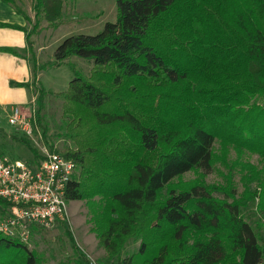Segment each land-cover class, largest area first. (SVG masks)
<instances>
[{"label": "trees", "instance_id": "1", "mask_svg": "<svg viewBox=\"0 0 264 264\" xmlns=\"http://www.w3.org/2000/svg\"><path fill=\"white\" fill-rule=\"evenodd\" d=\"M3 1L31 22L18 0ZM116 2L117 19L102 31L67 36L51 60H33L35 71L72 56L114 70L101 83L99 70L88 77L72 65L68 89L55 93L63 100V136L73 144L61 154L81 170L67 200L91 205V231L108 263L264 264V241L244 219L242 201L222 186L174 184L192 170L211 173L218 142L223 160L235 150L242 178L256 182L247 198L259 199L264 216V0ZM65 3L33 0L32 32L0 27L24 31L33 53L32 36L43 21L58 27ZM136 80L144 83L136 87ZM45 93L39 90V123ZM246 155H258L262 166ZM131 240L140 243L129 253ZM42 261L37 250L0 233V264Z\"/></svg>", "mask_w": 264, "mask_h": 264}, {"label": "rangeland", "instance_id": "2", "mask_svg": "<svg viewBox=\"0 0 264 264\" xmlns=\"http://www.w3.org/2000/svg\"><path fill=\"white\" fill-rule=\"evenodd\" d=\"M117 0H66L63 12L62 23L56 27H45L46 21L39 33L32 36L33 53H29L31 62L32 78L28 82V90L31 98L24 101L25 95L18 90L9 92L4 90V104L0 107V154L12 160H23L33 164L35 159L43 155L44 150L60 152L66 147L73 146L72 142L63 136L64 122L62 120V98L55 93L66 91L69 83L74 77V68L82 75L91 77L95 71L99 80L108 81L114 73L110 67L97 68L95 65L78 56H72L63 65L56 68H47L35 71L34 61L43 63L53 58L56 48L67 36L79 33L97 34L103 30L106 22H114L117 19ZM31 22L26 27L29 32L34 31L36 20L34 12L31 13ZM36 59V60H35ZM7 76V75H6ZM106 81V82H107ZM156 86L160 80L153 81ZM144 82L136 80L138 87ZM157 87V86H156ZM44 88L47 93L44 95V106L40 111V123L38 122L39 111V90ZM151 91V90H149ZM19 105L30 118L33 133L26 134L18 127L10 124L11 108ZM27 141V142H25ZM35 150L37 154L34 153ZM215 156L212 172L203 174L200 170L189 171L174 180L177 188H186L195 183H202L206 186H222L237 200L242 201V215L257 232L260 240L264 241V216L258 208V198L247 197L249 189H257L255 181L250 182L245 177L240 167L237 166V154L231 150L227 155V161L223 160L221 146L215 144ZM251 164L261 167L262 161L258 155H246L245 159ZM244 159V158H243ZM239 160H241L239 158ZM232 166V170L227 164ZM81 170L78 166L76 177H79ZM230 177V180L228 178ZM250 180V179H249ZM216 195L224 197L223 194ZM225 198V197H224ZM96 197L94 200H98ZM228 200L232 198L228 196ZM68 216L51 229H38L31 237L28 248L37 250L42 258V264H115L105 261V250L99 244L94 232L91 231V205L87 200L68 201ZM72 232L74 241L78 246L75 250L72 242L66 234ZM196 236L188 237L192 242ZM139 241H129L126 252H135L139 247ZM189 244V243H188ZM180 255V254H177Z\"/></svg>", "mask_w": 264, "mask_h": 264}, {"label": "built area", "instance_id": "3", "mask_svg": "<svg viewBox=\"0 0 264 264\" xmlns=\"http://www.w3.org/2000/svg\"><path fill=\"white\" fill-rule=\"evenodd\" d=\"M10 124L33 133L30 118L11 108ZM77 164L60 152L44 150L33 164L0 154V233L30 244L33 230L51 229L67 218V190Z\"/></svg>", "mask_w": 264, "mask_h": 264}, {"label": "crops", "instance_id": "4", "mask_svg": "<svg viewBox=\"0 0 264 264\" xmlns=\"http://www.w3.org/2000/svg\"><path fill=\"white\" fill-rule=\"evenodd\" d=\"M18 2L25 7L31 17L33 0H18ZM0 22L20 26H26L29 23L11 4H7L3 0H0ZM0 46L12 47L17 51L16 53L0 51V107H3L5 101L4 90L12 92L16 89L21 95H25L24 101H27L28 97L31 98L29 87L20 85V83L28 84L32 78L30 49L26 33L13 27H0Z\"/></svg>", "mask_w": 264, "mask_h": 264}]
</instances>
